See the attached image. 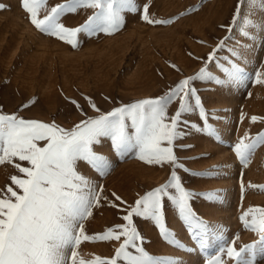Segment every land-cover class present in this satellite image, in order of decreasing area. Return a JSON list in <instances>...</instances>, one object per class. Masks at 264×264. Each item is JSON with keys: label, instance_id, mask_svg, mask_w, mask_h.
Masks as SVG:
<instances>
[{"label": "rangeland", "instance_id": "1", "mask_svg": "<svg viewBox=\"0 0 264 264\" xmlns=\"http://www.w3.org/2000/svg\"><path fill=\"white\" fill-rule=\"evenodd\" d=\"M67 2L47 0L46 7L50 9ZM135 2L141 9L144 5L149 6L151 19L172 23L150 25L142 21L140 14L125 13L126 23L122 29L111 35L99 33L93 37L80 33L77 35L78 47L74 49L70 44L36 30L21 10L20 0H0L6 6L0 10L2 111L14 114L19 110V115L25 119L55 122L70 130L81 120L108 113L121 105L161 96L179 81L194 76L217 42L228 35L221 26L229 24L237 0ZM92 13L91 9H81L74 14H65L61 22L65 27L76 28ZM44 14L42 9L41 18ZM232 35L230 43L239 39V25ZM259 44L257 37L254 58L248 62L249 74H254L257 69L264 73V66H261L264 48ZM195 86L200 89L206 110L216 114L211 123L221 140L214 142L203 134L191 135L174 142V155L193 172L218 169L219 175L215 179H195L179 170L178 175L189 190L222 194L218 201L211 203L197 198L194 206L213 232L222 234L224 240L212 241L206 252L201 253L175 209L168 205L167 227L187 246L186 251H178L161 241L151 222L133 218L138 231L146 238L143 246L150 254L182 258L184 264H206L208 257L237 236V248L253 243L257 237L243 229L239 218L249 209L264 208V145L257 146L247 166H241L230 147L241 138L247 143L264 134V84H254L250 80L246 87L231 89L199 82ZM89 101L100 111H94ZM177 107L176 103L170 105L168 115L174 114ZM185 119L195 121L196 115H187ZM181 145L194 147L184 151ZM95 151L104 155L112 168L106 176L100 177L85 164L79 165L87 178L97 186H103L99 204L93 207L92 216L84 222L85 233L90 237L125 223L122 217L126 212L120 209L134 206L135 201L148 191L167 183L172 170L168 164L145 163L135 154L121 159L111 150L106 138L103 146L95 147ZM19 163L28 166L27 162ZM12 175L20 174L10 164L0 165V194L11 184ZM113 193L126 203L115 200ZM119 243L82 241L77 251L85 262L96 257L108 259L114 255ZM258 264H264V261H258Z\"/></svg>", "mask_w": 264, "mask_h": 264}, {"label": "snow or ice", "instance_id": "2", "mask_svg": "<svg viewBox=\"0 0 264 264\" xmlns=\"http://www.w3.org/2000/svg\"><path fill=\"white\" fill-rule=\"evenodd\" d=\"M46 4L47 0H20L21 10L36 30L74 49L78 47L80 33L93 37L99 33L111 35L122 29L126 23L125 13L140 14L142 21L150 25L172 23L151 19L149 6L141 9L135 0H68L50 9ZM5 8L0 3V10ZM42 9L45 14L41 18ZM81 9H91L93 13L83 25L65 27L61 17ZM237 25L239 39L230 43ZM221 27L228 35L217 42L194 76L179 81L161 96L121 105L108 113L81 120L70 130L55 122L25 119L19 115V110L6 114L0 108V165L10 164L20 174L12 175L11 184L0 194V264H184L182 258L150 254L143 246L146 238L133 222L134 217L151 222L162 242L178 251H186L187 246L167 227L168 205L175 209L201 253L206 252L212 241L224 240L222 234L213 232L194 206L197 198L211 203L218 201L222 194L189 190L178 175L179 170L195 179H215L218 169L190 171L178 162L173 145L177 140L200 134L214 142L221 140L211 123L216 114L206 110L200 89L195 86L197 82L229 89L246 87L250 80L264 84L261 79L264 73L259 69L254 74L247 71L248 62L256 52L257 37L259 47L264 48V0H237L229 24ZM89 103L94 111H100L94 103ZM173 103L178 107L169 116L168 108ZM192 114L196 115L195 121L185 119ZM252 120L255 122L256 118ZM104 138L110 141L111 150L121 159L135 154L145 163L168 164L172 170L167 183L148 191L134 206L120 209L126 212L122 217L125 223L90 237L85 233L84 222L99 204L103 186L87 178L79 165L85 164L100 177L109 173L110 161L95 151V147L103 146ZM258 145H264V134L247 143L241 138L230 147L241 166H247ZM191 147L194 145L180 146L184 151ZM17 161L27 162L28 166ZM113 196L121 204L126 203L114 193ZM239 219L243 229L254 233L257 239L237 248V236L208 257L206 264L264 261V208L249 209ZM82 241L120 243L111 258L96 257L85 262L77 251Z\"/></svg>", "mask_w": 264, "mask_h": 264}]
</instances>
